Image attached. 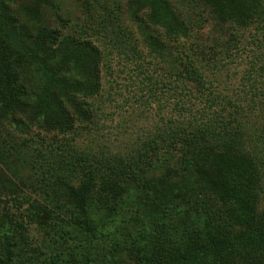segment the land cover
Segmentation results:
<instances>
[{
  "label": "trees",
  "instance_id": "trees-1",
  "mask_svg": "<svg viewBox=\"0 0 264 264\" xmlns=\"http://www.w3.org/2000/svg\"><path fill=\"white\" fill-rule=\"evenodd\" d=\"M180 1L189 10L206 9L218 26L264 29V0ZM46 4L0 0V124L63 135L75 120L89 118L85 100L99 93L102 58L90 41L45 26L40 9ZM127 5L132 16H143L147 54L171 57L170 75L200 94L204 73L194 52L202 55L206 47L192 32L196 21L176 0ZM190 38L192 53L181 52L177 43ZM189 91L187 112L174 104L181 120L170 119L136 154L98 160L77 186L61 181L64 198L51 204L57 216L48 214L57 221V238L71 244L59 243L49 264H264V121L257 147L233 111L213 109L218 95L209 93L201 110ZM12 243L7 232L0 236V264H12Z\"/></svg>",
  "mask_w": 264,
  "mask_h": 264
},
{
  "label": "rangeland",
  "instance_id": "rangeland-1",
  "mask_svg": "<svg viewBox=\"0 0 264 264\" xmlns=\"http://www.w3.org/2000/svg\"><path fill=\"white\" fill-rule=\"evenodd\" d=\"M128 1L47 0L40 9L49 29L88 40L100 51V90L85 100L89 118L75 120L71 133H47L36 127L23 131L0 124V236L7 232L13 242L12 264H49L59 243L71 244L66 237L57 238V221L48 214H54L52 202L64 198L61 181L67 185L74 181L77 186V180L96 171L98 160L136 154L166 129L170 119L181 120L179 107L187 112L190 88L196 109H207L204 99L209 93L218 95L220 106L213 109L233 111L248 140L259 146L264 121V29L258 24L238 30L218 26L206 9L189 10L187 2L176 0L180 11L196 21L192 32L206 47L203 56L194 52L199 59L194 57L193 63L204 73L199 94L188 81L184 84L170 75L171 57L147 54L141 34L148 30L138 21L143 16H132ZM149 29L174 50L160 30ZM191 43L193 38L177 45L191 54ZM226 100L233 101V108Z\"/></svg>",
  "mask_w": 264,
  "mask_h": 264
}]
</instances>
